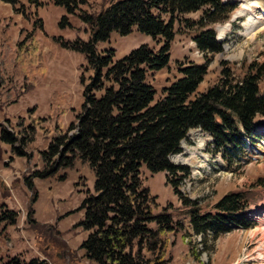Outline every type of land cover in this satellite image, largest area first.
<instances>
[{
    "label": "rangeland",
    "instance_id": "rangeland-1",
    "mask_svg": "<svg viewBox=\"0 0 264 264\" xmlns=\"http://www.w3.org/2000/svg\"><path fill=\"white\" fill-rule=\"evenodd\" d=\"M37 1L40 4L20 0L16 6L23 10L19 13L12 4L0 0V70L8 76L0 87V133H15L20 118L24 125L34 124L36 129L35 143L21 147L17 142L25 154L14 150L16 143L8 144L0 138V207L17 216L15 225H0V264L13 259L20 263L39 259L47 264H95L82 247L88 230L82 225L81 204L93 194L92 173L87 167L77 166L68 171L66 179L57 180L34 172L42 170L40 155L55 136L56 125L66 131L81 111L84 97L80 77H88L91 71L86 68L85 53L74 46L79 45L77 41L90 39V25L84 17L104 11L116 0H75L77 7L72 10L54 0ZM228 1L237 5L229 20L205 26L213 27L217 38L222 37L221 52H207L205 56L192 40L199 27L175 21L168 65L150 71L146 77L156 91L155 100L162 96V88L178 77V62L206 63L207 74L199 90L217 81L220 59L229 62L237 77L247 71L248 64L264 62V20L256 15L255 22L246 21L250 11L243 5L248 0ZM257 1L264 7V0ZM204 9L206 6L183 14L181 19L194 21ZM141 44L158 51L162 41L133 26L125 35L111 31L95 46L102 52L113 49L114 59H119ZM16 46L15 53L12 50ZM38 66L43 69L33 70ZM259 85L264 93V81ZM76 132L74 124L71 130L68 128V138ZM253 133L242 155L227 165L221 153L213 151L211 135L198 128L190 130L181 141L180 152L169 156L174 165H184L188 170L186 178L178 183V194L164 171L151 174L142 167L145 184L157 202L153 212L160 213L166 207L174 220L183 222L182 231L169 235L174 243L171 263L264 264V119L256 118ZM230 192L241 193V201L245 206L250 204L253 213L236 217L235 222L228 220L225 231H208L204 236L192 232L188 207L195 203L202 211H213L214 204Z\"/></svg>",
    "mask_w": 264,
    "mask_h": 264
},
{
    "label": "trees",
    "instance_id": "trees-1",
    "mask_svg": "<svg viewBox=\"0 0 264 264\" xmlns=\"http://www.w3.org/2000/svg\"><path fill=\"white\" fill-rule=\"evenodd\" d=\"M1 1L12 4L17 12L23 10L16 6L20 0ZM30 2L40 4L37 0ZM54 3H64L70 10L77 7L75 0ZM205 6L196 20L181 19V15ZM236 6L221 0H116L98 14L85 15L90 39L77 41L79 45L74 48L85 53L91 74L80 77L84 100L75 123L68 127L71 130L76 124L77 133L68 138V128L62 131L56 125L55 136L40 155L42 170L34 173L64 180L77 166L90 170L93 194L81 204L82 225L88 230L82 247L95 264H176L171 263L174 243L169 235L182 231L183 222L174 220L166 207L160 213L153 212L157 202L145 184L142 167L151 174L164 171L178 194V183L188 170L184 165H174L169 156L180 152V142L190 129L208 132L213 151L220 152L230 165L242 155L247 138L254 136L256 118H264V93L259 85L264 81V62L248 64L247 71L237 77L229 62L220 59L217 81L204 90H199V85L207 74L206 63L178 62V77L162 88V96L156 100L154 87L146 81L150 71L169 63L175 21L199 27L192 40L206 56L207 52H221L222 47L215 30L205 26L227 20ZM133 26L154 39L160 38L159 50L141 44L114 59L113 49H96V42L107 39L111 31L125 35ZM12 51L16 53L18 48ZM42 69L38 66L33 70ZM7 78L0 70V87ZM16 122L15 133L3 131L0 138L8 144L20 142L21 147L35 143V125H24L21 118ZM14 150L25 154L22 148ZM242 197L238 192L226 193L214 204L213 211H202L195 203L189 206L191 231L204 236L208 231L227 230L228 220L235 222L236 217L243 216L246 206ZM16 221L14 211L0 207V225H15ZM8 264L47 263L13 259Z\"/></svg>",
    "mask_w": 264,
    "mask_h": 264
},
{
    "label": "bare ground",
    "instance_id": "bare-ground-1",
    "mask_svg": "<svg viewBox=\"0 0 264 264\" xmlns=\"http://www.w3.org/2000/svg\"><path fill=\"white\" fill-rule=\"evenodd\" d=\"M243 8L249 9V11H250L249 12L250 16H249L248 20H246L247 22H249V23L255 22L256 19H258L256 15H258V17H260V19L264 20V7H262L257 0H248L246 5L245 4L243 5ZM246 21L244 22V25L248 24ZM226 26H229V25H226ZM221 35H222V33H221ZM189 163H191V162H189ZM192 163H194L195 165L198 164L196 161H192Z\"/></svg>",
    "mask_w": 264,
    "mask_h": 264
}]
</instances>
